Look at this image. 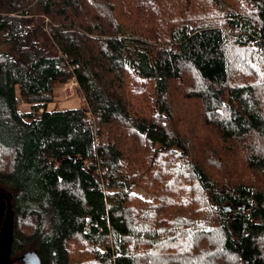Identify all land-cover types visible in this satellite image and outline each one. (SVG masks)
I'll return each instance as SVG.
<instances>
[{
	"label": "trees",
	"instance_id": "16d2710c",
	"mask_svg": "<svg viewBox=\"0 0 264 264\" xmlns=\"http://www.w3.org/2000/svg\"><path fill=\"white\" fill-rule=\"evenodd\" d=\"M235 1L0 0L9 46L0 52V189L11 195V254L134 264L140 236L153 246L154 235L184 226L186 242L202 245L191 264H264V187L204 168L211 152L213 162L241 157L264 174V153L250 140L264 138L258 88L233 81L228 57L264 66V0ZM183 73L192 76L185 97L203 102V137L170 121ZM70 78L84 104L47 110L53 85ZM18 97L29 110L19 111ZM133 181L151 189V202L135 203ZM190 193L203 194L212 224L193 223L198 209L187 223L174 213ZM19 255L10 264H22Z\"/></svg>",
	"mask_w": 264,
	"mask_h": 264
},
{
	"label": "rangeland",
	"instance_id": "374dc122",
	"mask_svg": "<svg viewBox=\"0 0 264 264\" xmlns=\"http://www.w3.org/2000/svg\"><path fill=\"white\" fill-rule=\"evenodd\" d=\"M236 4L235 0H224L225 4L229 5L233 2ZM237 3L240 4V0H237ZM244 5V3H243ZM48 25L50 22L48 18L44 20ZM1 35V34H0ZM9 46L3 43L0 37V52L1 51H8ZM230 58L231 63L237 65V70L235 76L233 77V81L241 82V83H252L254 84L256 92V97L258 101L256 105L261 108V113L264 114V78L261 76V73L264 72V66L258 65L255 59H252L250 55L246 54H239V57H235L232 52L228 55ZM68 81V80H67ZM190 81H192L191 73H183L182 79L180 83L174 84L177 97L174 94H170L171 99L175 101L176 109H172L171 113L173 112V116H170V121L174 122V124L179 128L181 131H196L201 137L205 132L206 126L203 123L204 121L201 120L200 117H204L203 114V102L202 100L195 98V97H185V92H188L185 87L190 86ZM65 82V81H64ZM55 83L53 85V93H52V101L46 103L45 107L47 110H64V109H72L81 106L83 100L79 94L78 87H69V82L63 85V83ZM262 92V94H260ZM18 109L20 112H24L29 110L28 104H26L21 98L18 97ZM180 102H185L187 104L180 105ZM202 102V103H201ZM84 104V103H83ZM194 117V118H193ZM186 119V120H185ZM168 129L173 133L168 126ZM6 130L0 124V135L5 134ZM195 135L190 136L192 142H199ZM104 138L107 139L106 136ZM105 139V140H106ZM250 140L252 143L251 147L260 149L261 153H264V138H260L257 135H251ZM190 141V140H189ZM220 143V142H219ZM222 146L227 147L230 144L227 141H221ZM220 143V144H221ZM212 144V142H211ZM215 146L214 144H212ZM221 149V146H218ZM153 148L158 149L157 145H152L150 150ZM175 149V148H174ZM237 149H241L237 147ZM211 151V150H210ZM213 156L210 152L204 158V168L205 171H211L213 173H219L217 176L218 178L222 177V180L228 179L225 177V173L227 172L232 179H242L247 183L257 186V187H264V174L259 172L256 169H245V161L244 158L236 157L234 160L230 159L229 161L225 162L227 157L223 155L222 158L224 159V164H220L218 162H213L209 159V157ZM218 156V154H216ZM185 162L189 161L188 158H184ZM151 163V162H150ZM153 164V163H151ZM154 165V164H153ZM155 168L153 172V177H151L150 183H158L160 179L159 169L157 166H153ZM184 173L181 171L179 172V177H183ZM190 189H193L190 188ZM150 188L144 187L141 183L133 181L128 185V194L131 197H134L136 200L135 203H139L138 201L148 203L151 202L154 194L150 191ZM194 191H196L194 189ZM189 198V199H188ZM203 194L198 193H190L188 197L181 202L179 205V210L174 211V213H179L182 217H185L183 221L186 223L190 220H186V214L190 213L194 209H198L199 213L197 215L198 222H194L198 225H208L212 224L210 221L211 214L205 212V208H203ZM188 203V204H186ZM214 217V216H213ZM24 230L30 229V225H22ZM143 231L142 228H140ZM187 228L184 226H178L174 230L167 232L163 235L157 236L154 235L152 238L154 240V245L151 246L143 242V237L140 236L138 238L139 243L137 248H134L133 255L136 256L134 264H191L189 257L195 256L202 251V245L199 241H195V239L191 242H186L185 239V232ZM215 240L213 239L212 246H214ZM128 248H132L134 246V241L129 240L127 241ZM130 246V247H129ZM27 250V249H26ZM34 250L35 249H28ZM20 252V251H19ZM36 252V251H35ZM37 253V252H36ZM19 253L15 251L12 252L11 256H17ZM264 262V258H263Z\"/></svg>",
	"mask_w": 264,
	"mask_h": 264
},
{
	"label": "water",
	"instance_id": "95a60500",
	"mask_svg": "<svg viewBox=\"0 0 264 264\" xmlns=\"http://www.w3.org/2000/svg\"><path fill=\"white\" fill-rule=\"evenodd\" d=\"M10 198V194H6L0 189V211L2 212L0 214V264H10L8 254L10 252L13 222ZM19 260L22 264H40L39 256L34 250L22 252L19 255Z\"/></svg>",
	"mask_w": 264,
	"mask_h": 264
},
{
	"label": "built area",
	"instance_id": "2783aa9c",
	"mask_svg": "<svg viewBox=\"0 0 264 264\" xmlns=\"http://www.w3.org/2000/svg\"><path fill=\"white\" fill-rule=\"evenodd\" d=\"M67 82H69V87H71V86H72V87H74V86L77 87V84H76V82H75L74 79L70 78V79H68V81L66 80V81L63 83V85L67 84Z\"/></svg>",
	"mask_w": 264,
	"mask_h": 264
},
{
	"label": "flooded vegetation",
	"instance_id": "af4514ba",
	"mask_svg": "<svg viewBox=\"0 0 264 264\" xmlns=\"http://www.w3.org/2000/svg\"><path fill=\"white\" fill-rule=\"evenodd\" d=\"M2 212L0 211V214H1ZM0 221H1V216H0ZM14 257L13 256H11V253L9 252V254H8V261L10 262V261H12V259H13Z\"/></svg>",
	"mask_w": 264,
	"mask_h": 264
}]
</instances>
